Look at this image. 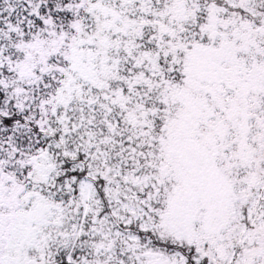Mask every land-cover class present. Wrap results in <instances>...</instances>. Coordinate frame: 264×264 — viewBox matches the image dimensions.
<instances>
[{
    "label": "snow or ice",
    "instance_id": "obj_1",
    "mask_svg": "<svg viewBox=\"0 0 264 264\" xmlns=\"http://www.w3.org/2000/svg\"><path fill=\"white\" fill-rule=\"evenodd\" d=\"M0 264H264V0H0Z\"/></svg>",
    "mask_w": 264,
    "mask_h": 264
}]
</instances>
